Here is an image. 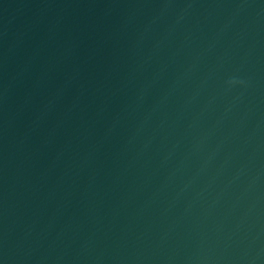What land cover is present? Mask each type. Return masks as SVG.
Segmentation results:
<instances>
[{"label": "water", "instance_id": "1", "mask_svg": "<svg viewBox=\"0 0 264 264\" xmlns=\"http://www.w3.org/2000/svg\"><path fill=\"white\" fill-rule=\"evenodd\" d=\"M0 264H264V0H0Z\"/></svg>", "mask_w": 264, "mask_h": 264}]
</instances>
